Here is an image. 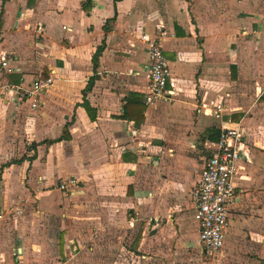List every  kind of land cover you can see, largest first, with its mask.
<instances>
[{"label":"crops","instance_id":"obj_1","mask_svg":"<svg viewBox=\"0 0 264 264\" xmlns=\"http://www.w3.org/2000/svg\"><path fill=\"white\" fill-rule=\"evenodd\" d=\"M87 1L0 0V264H50L51 250L64 264H205L194 191L224 128L242 130L249 156L216 264L264 260V0ZM162 25L176 101L146 106L138 35ZM38 78L53 85L34 109L12 88ZM95 232L133 239L110 262L82 252ZM105 240L96 251L113 250Z\"/></svg>","mask_w":264,"mask_h":264},{"label":"built area","instance_id":"obj_2","mask_svg":"<svg viewBox=\"0 0 264 264\" xmlns=\"http://www.w3.org/2000/svg\"><path fill=\"white\" fill-rule=\"evenodd\" d=\"M171 35L170 31L157 27L155 33L143 31L138 35L139 41L145 46L148 55V91L145 93L146 106L174 103L176 92L169 87L171 68L165 56L163 42ZM134 46V45H133ZM53 85V79L38 78L28 88L13 87L23 99L30 101L32 108L37 109L44 92ZM224 107L215 109V117L222 118ZM249 156V149L244 134L239 128H224L216 145V151L205 164L204 172L194 191V219L199 228V244L206 255L218 253L224 246L227 230L232 219V207L237 201L233 178L237 173V162ZM78 183L70 178L60 183L58 189L70 192ZM20 207L17 213L20 214ZM158 222L156 221V224ZM2 264H38L27 263L20 255L15 256L12 263L5 259Z\"/></svg>","mask_w":264,"mask_h":264},{"label":"rangeland","instance_id":"obj_3","mask_svg":"<svg viewBox=\"0 0 264 264\" xmlns=\"http://www.w3.org/2000/svg\"><path fill=\"white\" fill-rule=\"evenodd\" d=\"M163 26V25H162ZM164 29H166L165 26H163ZM161 155V154H159ZM23 208L25 209V214L28 215V216H31L33 217L32 219H34L36 221V223H38V217H37V214L40 210V208H38L37 204H35V202H32V203H28L27 201H23ZM32 206V207H31ZM52 212L53 210L52 209H49V213H50V217H49V220H48V227H47V231H50L52 233V235L58 237V234H59V229L61 228V220L60 219H55L53 216H52ZM39 227V226H37ZM122 234H119V233H113V234H110L108 235V237H106V235H104L106 238L108 239H111V243L113 242V250H103L101 248V250H98L96 251L95 250V247L96 245H99V246H102L104 243H107V241L105 240L106 238H104L101 233H97L95 232L92 236L94 239H92L91 237H89V245L86 244L87 248H85L82 252L83 253H86L87 255L91 254L94 252L95 256L94 258H98V259H104L106 258V256H109V261L110 262H114L115 259H116V256H117V253L120 249L121 246H126V247H130V245H127L128 242L133 239V238H130L131 235H125L123 234L124 236H121ZM115 241V242H114ZM197 239H194L193 241V244L195 246V248H197L198 250L201 251V248L200 246H198V243H197ZM127 243V244H126ZM96 244V245H95ZM117 244V245H116ZM122 244V245H121ZM90 247H94V251L93 249L92 250H89ZM59 251L56 250H51L50 254H54V260H50V264H64V260L63 258H61L60 254H58ZM160 257L161 259H165V252L162 251L160 253ZM218 254H214V255H206L205 256V264H216V262L218 261L219 259V256H217ZM50 259V258H49ZM49 262V261H48ZM231 262V263H230ZM229 263L230 264H238L237 263V260L235 259H232V258H229ZM191 264V263H190ZM239 264H264V260L262 259H258L256 257V261H254L253 263L251 262H239Z\"/></svg>","mask_w":264,"mask_h":264},{"label":"trees","instance_id":"obj_4","mask_svg":"<svg viewBox=\"0 0 264 264\" xmlns=\"http://www.w3.org/2000/svg\"><path fill=\"white\" fill-rule=\"evenodd\" d=\"M91 5H92V0H88L87 3L84 4L83 7H84L85 10H89V9H91ZM102 51H103V48H102V47L99 48L98 51H97V53H96L95 56H94L93 64H94V69H95V71H96V68H97V65H98L99 57H100L101 54H102ZM92 81H94V78L92 79ZM92 81H91V83L89 84V89H90V87H91V85H92ZM66 132H67V130L65 129V133H64V135H63V137H62L61 139H58V140H56V141H47L46 143H48V144H54L55 142H60V141H62V140H66V138H67V136H66ZM38 146H39V144L34 143V144L31 145L30 148H31L33 151L36 152ZM34 158H35V157H33L31 160H33ZM0 176H1V173H0Z\"/></svg>","mask_w":264,"mask_h":264}]
</instances>
